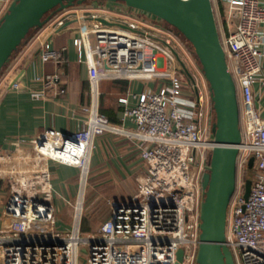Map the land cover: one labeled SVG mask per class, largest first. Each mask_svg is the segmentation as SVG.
<instances>
[{
    "label": "built area",
    "instance_id": "obj_1",
    "mask_svg": "<svg viewBox=\"0 0 264 264\" xmlns=\"http://www.w3.org/2000/svg\"><path fill=\"white\" fill-rule=\"evenodd\" d=\"M11 2L0 0V18ZM221 2L228 34L220 29ZM212 3L238 91L242 131L226 241L235 264H264V110L257 106L254 90L257 82L264 86V3ZM71 11L79 23L73 44L78 62L87 66L93 107L85 128L66 135L49 127L30 140L28 151L19 146L16 158L0 155V178L11 179V192L1 209L0 264H176L181 248L182 264H197L202 176L215 146V115L201 66L192 48L150 14L112 3L76 5ZM63 25L64 20L57 22V27ZM41 50L45 63L70 61L67 47L43 42ZM58 79L36 77L43 89L34 96L45 98ZM119 80L155 84L134 94L133 104L127 98L120 100L125 105L122 120L131 122L132 130L111 123L98 110L101 82ZM7 86L18 89L19 83L8 79ZM104 133L135 140L146 170L132 199L112 202L105 225L85 236L82 208L93 144ZM21 161L39 167H23ZM50 161L81 172L70 231L57 227ZM2 164L9 167L4 169ZM250 170L251 191L246 199Z\"/></svg>",
    "mask_w": 264,
    "mask_h": 264
},
{
    "label": "crops",
    "instance_id": "obj_2",
    "mask_svg": "<svg viewBox=\"0 0 264 264\" xmlns=\"http://www.w3.org/2000/svg\"><path fill=\"white\" fill-rule=\"evenodd\" d=\"M261 2L264 3V0ZM219 19L220 29L228 34V18L225 4L222 2ZM59 20H64V25L61 27H57ZM78 25V20L71 9L59 13L20 49L0 78V155L9 154L16 158L19 146L28 151L30 140L49 127H55L66 135L86 127L94 99L87 66L78 62L73 44L78 34ZM43 42H49L58 49L67 47L69 63L56 65L53 62H43L41 60ZM45 75H56L59 79L47 89L45 98H36L34 93L42 90L43 85L35 81V78ZM8 79L17 80L19 88H9ZM153 87L155 85L146 86L142 81H103L99 86V113L111 123L132 130L134 125L122 120L125 105L120 100L127 98L129 103L133 104L134 94ZM254 90L256 104L264 110V86L261 82H257ZM20 165L30 168L39 167L36 162L27 165L21 161ZM49 166L52 172L56 220L58 213L62 211L66 213V219L69 221L65 228H61L57 221V227L65 232L70 231L74 216L72 205L78 201L81 172L75 167L57 161H50ZM8 167L9 165L2 164V168ZM90 168L91 183L89 186L87 184V188L103 189L99 190L100 196L103 202L105 198L110 205L117 201L103 195L108 187L113 182L122 181L135 194L138 178L145 173L146 164L140 156L135 140L104 133L94 139ZM10 180L9 175L0 178V228L4 223L1 209L11 192ZM89 228L93 233L95 232V228L90 225Z\"/></svg>",
    "mask_w": 264,
    "mask_h": 264
},
{
    "label": "water",
    "instance_id": "obj_3",
    "mask_svg": "<svg viewBox=\"0 0 264 264\" xmlns=\"http://www.w3.org/2000/svg\"><path fill=\"white\" fill-rule=\"evenodd\" d=\"M123 4L167 23L184 37L209 85L215 114V146L202 176L197 264H235L227 245L229 207L237 186V160L242 142L238 91L229 70L212 0H12L0 18V78L36 31L76 5ZM105 24H108L102 20ZM249 167H253V160ZM251 191L246 182L245 198ZM184 249L177 252L182 264Z\"/></svg>",
    "mask_w": 264,
    "mask_h": 264
},
{
    "label": "rangeland",
    "instance_id": "obj_4",
    "mask_svg": "<svg viewBox=\"0 0 264 264\" xmlns=\"http://www.w3.org/2000/svg\"><path fill=\"white\" fill-rule=\"evenodd\" d=\"M153 20L155 22L161 24L166 30H168L170 33H172V35L175 38L179 39L182 43H185L186 45L190 46L189 43L184 39V37L181 36L177 32V30H175L174 28L169 26L167 23H165L159 19H153ZM5 72H6V70L4 71V73ZM145 83H146V86L155 85L154 82H152V81L145 82ZM204 83L209 88L207 81H205ZM252 174H253V171L250 170L247 174L246 179L251 181L252 176H253ZM89 183H91V168L89 170L88 179H87L88 186H89ZM99 190L102 191L103 189H99L97 187L95 189L90 188V187H88L86 189V197L84 199L83 208H82V225H81V230H82L84 220L87 221V222H85V225H87V228L85 226L83 229L84 231H82V233L85 236L93 234L92 230L89 228V224L91 227L95 228L94 233H97L105 225L106 221L109 218L110 205L107 203L108 200H106L105 198H104L105 202H103V199L100 196L101 192L99 193ZM133 193L134 192L130 191V189L128 188L126 183H124L122 181L121 182L117 181V182H113L108 187L107 192H104L103 195H105L106 197H110L111 200H114L117 202H126V201H130L132 199V197L134 195ZM72 206H73V211H74L75 204ZM57 221H58V224L61 225V228H65L69 224V221L66 219V213L62 212V211L58 213ZM72 221H73V219H72ZM58 229L61 230L59 227H58ZM82 251L84 253L85 249H82Z\"/></svg>",
    "mask_w": 264,
    "mask_h": 264
},
{
    "label": "trees",
    "instance_id": "obj_5",
    "mask_svg": "<svg viewBox=\"0 0 264 264\" xmlns=\"http://www.w3.org/2000/svg\"><path fill=\"white\" fill-rule=\"evenodd\" d=\"M36 32H38V31H36ZM36 32H34V34H35ZM34 34H33V35H34ZM33 35H32V36H33ZM6 70H7V69H6ZM85 222H87V221L84 220V222H83V226H82V231H84L83 229H84L85 226H86V228H87V225H85ZM89 225H90V224H89Z\"/></svg>",
    "mask_w": 264,
    "mask_h": 264
},
{
    "label": "bare ground",
    "instance_id": "obj_6",
    "mask_svg": "<svg viewBox=\"0 0 264 264\" xmlns=\"http://www.w3.org/2000/svg\"><path fill=\"white\" fill-rule=\"evenodd\" d=\"M81 206V205H80Z\"/></svg>",
    "mask_w": 264,
    "mask_h": 264
}]
</instances>
